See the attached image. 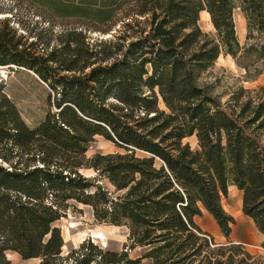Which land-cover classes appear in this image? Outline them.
I'll list each match as a JSON object with an SVG mask.
<instances>
[{
	"label": "trees",
	"instance_id": "16d2710c",
	"mask_svg": "<svg viewBox=\"0 0 264 264\" xmlns=\"http://www.w3.org/2000/svg\"><path fill=\"white\" fill-rule=\"evenodd\" d=\"M32 1L69 23L48 52L6 35V25L0 31V66L32 73L48 106L16 145L0 101V264L8 252L39 264H264V255L216 244L195 223L205 211L228 237L235 221L221 197L234 186L264 250V88L239 86L221 102L201 82L221 54L246 80L260 75L264 0ZM203 12L213 33L200 29ZM95 137L123 152L87 158ZM191 137L195 149L183 143ZM78 205L95 222L126 227L128 249L141 254L130 259L88 240L62 256L55 223Z\"/></svg>",
	"mask_w": 264,
	"mask_h": 264
},
{
	"label": "rangeland",
	"instance_id": "374dc122",
	"mask_svg": "<svg viewBox=\"0 0 264 264\" xmlns=\"http://www.w3.org/2000/svg\"><path fill=\"white\" fill-rule=\"evenodd\" d=\"M235 32L240 44H243L246 35V21L237 9L233 13ZM68 21L49 17V15L32 0H0V31L6 25L8 33L14 32L16 40L26 45L33 44L34 50L45 48L48 52L56 44V35L63 25ZM199 26L204 33H213L207 13L199 16ZM111 34V33H110ZM110 34L90 33L94 38H111ZM9 36V35H8ZM264 40V38H263ZM260 75L255 80H246L244 71L238 68L234 60L221 54L212 69L202 75L201 82L212 85V91L219 96L221 102H225L229 93L241 86L247 90H258L264 88V66ZM47 88L36 79L32 73L12 72L7 66H0V101L3 100L7 112V122L16 138V145L26 142L33 134L35 126L42 120L47 106ZM159 108H163L160 102ZM264 140V135H263ZM188 142L192 149L197 148L196 140L186 138L183 143ZM1 147V146H0ZM2 146L3 153H9ZM123 150L116 147L112 142L102 137H95L85 154L87 158L95 153L111 154L122 153ZM139 155V153H137ZM2 164V163H0ZM3 165H5L3 163ZM91 175L92 171H84ZM221 206L230 215L235 224L228 237L220 232L212 217L205 211L200 217L195 218L196 225L208 233L216 244L228 245L230 241H241V245L248 253L257 257L264 255L261 248L260 235L255 229L253 222L243 216L241 212V194L230 186L227 196L221 197ZM60 229L64 246L62 256H66L71 250L77 249L88 240L99 248L114 252L127 251L128 257L133 259L141 254L140 248L129 250L128 230L122 226H112L105 223L95 222L89 208L81 205L69 208L65 215L55 223ZM233 244V243H231ZM6 259L9 264H39L40 259L22 260L16 253L8 252ZM142 264H147L143 261Z\"/></svg>",
	"mask_w": 264,
	"mask_h": 264
},
{
	"label": "crops",
	"instance_id": "0c3cea01",
	"mask_svg": "<svg viewBox=\"0 0 264 264\" xmlns=\"http://www.w3.org/2000/svg\"><path fill=\"white\" fill-rule=\"evenodd\" d=\"M232 187H234V186H232ZM241 194V193H240ZM201 229V228H200ZM203 232H204V230L203 229H201ZM259 235H260V241H262L263 240V237H262V235L259 233ZM231 243H233V244H242V245H245L243 242H241V241H236V240H234V241H230Z\"/></svg>",
	"mask_w": 264,
	"mask_h": 264
},
{
	"label": "bare ground",
	"instance_id": "6f19581e",
	"mask_svg": "<svg viewBox=\"0 0 264 264\" xmlns=\"http://www.w3.org/2000/svg\"><path fill=\"white\" fill-rule=\"evenodd\" d=\"M207 18H208V20H209V24H210V26L212 27V25H211V23H210V19H209V15L207 14Z\"/></svg>",
	"mask_w": 264,
	"mask_h": 264
},
{
	"label": "water",
	"instance_id": "95a60500",
	"mask_svg": "<svg viewBox=\"0 0 264 264\" xmlns=\"http://www.w3.org/2000/svg\"><path fill=\"white\" fill-rule=\"evenodd\" d=\"M199 16H200V14H199ZM41 261V260H40Z\"/></svg>",
	"mask_w": 264,
	"mask_h": 264
}]
</instances>
